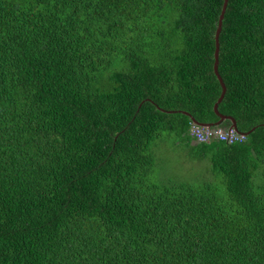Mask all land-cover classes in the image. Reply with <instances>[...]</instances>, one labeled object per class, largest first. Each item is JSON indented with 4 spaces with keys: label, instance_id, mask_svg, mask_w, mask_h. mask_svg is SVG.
Wrapping results in <instances>:
<instances>
[{
    "label": "trees",
    "instance_id": "obj_1",
    "mask_svg": "<svg viewBox=\"0 0 264 264\" xmlns=\"http://www.w3.org/2000/svg\"><path fill=\"white\" fill-rule=\"evenodd\" d=\"M223 5L0 0V264H264V0H228L218 38L246 141L180 114L218 120ZM165 131L206 172L165 176Z\"/></svg>",
    "mask_w": 264,
    "mask_h": 264
},
{
    "label": "rangeland",
    "instance_id": "obj_2",
    "mask_svg": "<svg viewBox=\"0 0 264 264\" xmlns=\"http://www.w3.org/2000/svg\"><path fill=\"white\" fill-rule=\"evenodd\" d=\"M170 121L173 122L177 120L171 119ZM159 139H161L160 141L166 142H164L161 149L157 151L156 162H163L161 169L165 176L172 174L174 175V179L179 182V180H189V174L194 170L197 171L198 174L200 170H204L206 161L190 159L189 149L180 141L177 134L165 131V133L161 134ZM193 176H200L201 180L211 178L210 175L206 174Z\"/></svg>",
    "mask_w": 264,
    "mask_h": 264
},
{
    "label": "water",
    "instance_id": "obj_3",
    "mask_svg": "<svg viewBox=\"0 0 264 264\" xmlns=\"http://www.w3.org/2000/svg\"><path fill=\"white\" fill-rule=\"evenodd\" d=\"M227 2H228V0H224L223 9H222L221 15H219V17H218L217 28H216L215 36H214V44H215V46H214V54H213V59H214L213 72H214L216 78L218 79V81L220 83V86H221V89H222L221 95H220L218 101L214 104V107H212L213 108V112L217 116L218 120L215 123H212V124H199L193 118H191L189 114H187L185 112H180V114L190 118L191 119V123L194 126L203 127V128L220 127V125L222 124V122L224 120H229L231 125L228 127V129H233L234 131L239 132L237 130V128H236V123H235L233 118L221 115L217 111V108H218L219 104L222 102V100H223V98L225 96V93H226V86H225L221 76L219 75V71H218V63H219V60H218L219 59V39L218 38H219L220 30H221V23H222V20H223V15H225V12H226ZM244 135H246V137H247L248 134L244 133Z\"/></svg>",
    "mask_w": 264,
    "mask_h": 264
},
{
    "label": "built area",
    "instance_id": "obj_4",
    "mask_svg": "<svg viewBox=\"0 0 264 264\" xmlns=\"http://www.w3.org/2000/svg\"><path fill=\"white\" fill-rule=\"evenodd\" d=\"M189 137L197 144H208L213 141H223L227 144L243 143L246 136L233 129H221L220 127L203 128L190 126Z\"/></svg>",
    "mask_w": 264,
    "mask_h": 264
},
{
    "label": "crops",
    "instance_id": "obj_5",
    "mask_svg": "<svg viewBox=\"0 0 264 264\" xmlns=\"http://www.w3.org/2000/svg\"><path fill=\"white\" fill-rule=\"evenodd\" d=\"M214 64V63H213ZM243 134V133H242ZM246 136V135H245ZM193 144H197V143H195L194 141L192 142ZM206 161V165H205V167H204V171L206 172V166H211V162H209V161H207V160H205Z\"/></svg>",
    "mask_w": 264,
    "mask_h": 264
},
{
    "label": "clouds",
    "instance_id": "obj_6",
    "mask_svg": "<svg viewBox=\"0 0 264 264\" xmlns=\"http://www.w3.org/2000/svg\"><path fill=\"white\" fill-rule=\"evenodd\" d=\"M191 125H193L192 123H191ZM240 133V132H239Z\"/></svg>",
    "mask_w": 264,
    "mask_h": 264
}]
</instances>
